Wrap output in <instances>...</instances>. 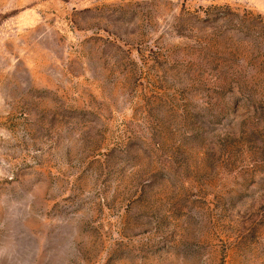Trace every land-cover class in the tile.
<instances>
[{"label":"rangeland","instance_id":"1","mask_svg":"<svg viewBox=\"0 0 264 264\" xmlns=\"http://www.w3.org/2000/svg\"><path fill=\"white\" fill-rule=\"evenodd\" d=\"M0 264H264V0H0Z\"/></svg>","mask_w":264,"mask_h":264}]
</instances>
